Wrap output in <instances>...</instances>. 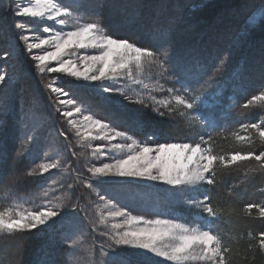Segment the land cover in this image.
<instances>
[{
    "label": "snow or ice",
    "instance_id": "1",
    "mask_svg": "<svg viewBox=\"0 0 264 264\" xmlns=\"http://www.w3.org/2000/svg\"><path fill=\"white\" fill-rule=\"evenodd\" d=\"M105 7L103 0L92 5L74 0L68 4L61 0H7L0 7V15L11 20L8 27L0 25V61H4L0 86L7 87L9 81L24 76L18 59L25 56L39 77L65 74L74 78L77 88L91 89L106 100L119 99L124 110L113 112V121L97 118L84 99L70 98L58 75L42 84L55 113L66 124V131L59 129L55 134L65 140L71 134L75 140V145H68L72 159L55 145L52 132L46 133L44 150H38L43 113L36 104L21 106L17 119L20 143L14 157L0 141V187L8 201L0 204V236L34 231L48 234L51 230L38 264H57V241L66 249L64 264H232L235 238H229L221 227L224 216L264 221V202L237 209L214 203L213 197L201 190L210 192L205 186H216L218 170L240 165L250 167L244 168L238 184L229 188V196L251 177L264 176V50L258 89L243 103L228 96L225 104L226 85L221 81L231 50L209 63L196 49L178 47L170 4L143 5L169 9L159 17L152 15L146 45L109 34L99 11L95 19L85 20L87 9ZM262 22L264 3L246 16L232 48ZM36 25L43 26V35ZM9 66L15 76L5 70ZM235 75L243 86L244 73ZM129 104L138 106L132 115H127ZM149 109L160 121L179 117L185 127L199 126L202 131L195 141L169 139L163 127L141 118L139 113ZM5 112L6 105L0 106V113ZM252 112L259 116L255 122H238L235 130L227 132L233 113L243 118ZM116 122L127 130L113 126ZM140 132L144 140L130 134ZM221 133H226L224 140L231 138L232 149L226 151L216 143ZM20 160H27L29 166L10 175V161ZM81 160L82 171L78 168ZM29 180L38 182V191L18 192ZM139 181L171 186L167 191L177 204L196 210L193 219L183 222L171 213V218H166L150 194L137 190ZM77 188L86 190L88 196L83 200L76 196ZM130 205L150 208L153 218L134 215ZM247 239L249 249L264 254V231L255 235L248 231Z\"/></svg>",
    "mask_w": 264,
    "mask_h": 264
},
{
    "label": "trees",
    "instance_id": "2",
    "mask_svg": "<svg viewBox=\"0 0 264 264\" xmlns=\"http://www.w3.org/2000/svg\"><path fill=\"white\" fill-rule=\"evenodd\" d=\"M62 1V0H61ZM66 4L73 0H63ZM75 3L92 5L97 0H74ZM107 5L102 10L87 9L85 20L95 19V12L99 11V18L103 26L109 34L118 37H131L133 40L139 41L141 44L149 43V31L152 25V15L159 17L161 11L167 13L168 8L163 10L159 7L145 8L143 5H172L171 11L175 13L172 18L174 24V35L178 47L196 49L201 53L202 59H207L209 63L216 56L223 53L225 50H231L232 56L226 69V75L221 83H224L225 104L228 103V96H233L243 103L245 99L260 85V61L262 50H264V22L253 28L249 35L240 42L234 49L232 44L237 39L238 33L244 25L246 16L260 7L264 0H137V3L131 0H103ZM5 0H0V7L5 6ZM175 9V10H174ZM85 11V9H81ZM7 16L0 17L1 22ZM7 23V21H4ZM27 67L32 69L31 63L27 62ZM0 66H3V61H0ZM244 73V84L241 86L237 73ZM38 76V75H37ZM26 70L24 76L16 79L14 83L1 86L0 106L6 105V112L0 113V141L6 146L10 157L15 156L16 149L20 143V128L17 124L18 114L21 106L27 108L32 104H36L43 113L44 127L53 125L56 130L64 129L66 131L65 121L58 117L54 111V104L49 101V93L45 92L42 87L45 79L38 80ZM67 79V78H65ZM34 81V82H33ZM43 82L41 85L37 84ZM63 82L61 86L66 91L70 92V98L84 99L90 105V111L97 118L113 121V112L120 110L123 112L122 106L117 100H106L104 96L93 93L91 89L77 88L75 84ZM34 83V85L31 84ZM82 83V82H81ZM145 83L151 81L145 80ZM236 95H233V94ZM108 94H105L107 96ZM211 102V101H210ZM137 105L129 104L127 115H132L137 109ZM141 118L148 119L150 123L161 126L165 129L169 139H174L179 142H187L189 139L195 141L197 133L202 129L197 126L194 128L185 127L183 121L179 117L165 118L160 121L154 114L150 113V109L139 113ZM219 115V113H217ZM259 118L255 112L241 118L235 113L229 117V125L227 132H231L238 127V122H255ZM121 130H127L124 124L116 122L113 124ZM135 135L138 140H144L142 132L130 133ZM226 133H221L216 138V143L224 150H230L234 144L229 138L224 140L223 136ZM243 134V133H241ZM59 141L67 159H72L68 145H75V140L69 134L67 140L59 136ZM40 137L37 148L42 151L45 144ZM165 142V140H161ZM80 152V148L75 149ZM39 162V161H37ZM27 166V160H20L16 163L10 161L9 174L13 172L20 173ZM250 165H240L239 168H233L226 171L217 172L218 183L215 187L206 185L205 188L210 189V192L201 190L203 194H210L213 197L214 203L219 202L221 205H235L237 209L242 208L247 203L264 202V176L256 175L251 177L247 183L239 185L234 189L232 196L228 195L229 188L238 184V181L243 176V169ZM78 168L83 170V160L80 161ZM29 180L25 185L18 188V192L26 194L29 191H38L36 184ZM140 184V183H139ZM136 184L137 190L150 194L151 201L159 205V211L166 218L179 216L183 222H190L196 213L195 209H188L186 206H181L175 202L170 193H165L164 190L147 185ZM103 195V193H101ZM75 195L80 196L83 200L88 196L86 190L77 188ZM199 198H203L200 195ZM92 199H95L93 196ZM40 201H36L39 203ZM8 201L4 199L3 188L0 187V204H6ZM140 213L146 216L153 217V211L150 208L135 205ZM257 214L254 212L253 217ZM221 227L229 238H235L233 243L232 264H264V254L259 251L249 249L247 232L251 231L254 235L260 231H264V221L254 219L252 217L243 218L240 216H224ZM51 230L46 234L44 232H33L31 234H22L14 236H0V264H38V260L42 255V250L48 247ZM66 249L57 241V246L54 250L57 264H64V253Z\"/></svg>",
    "mask_w": 264,
    "mask_h": 264
},
{
    "label": "rangeland",
    "instance_id": "3",
    "mask_svg": "<svg viewBox=\"0 0 264 264\" xmlns=\"http://www.w3.org/2000/svg\"><path fill=\"white\" fill-rule=\"evenodd\" d=\"M5 2L7 3V0H5ZM62 3H64V4H66L63 0L61 1ZM131 2L133 3V2H135V3H137V0H131ZM175 10V9H174ZM0 17H3V15H0ZM4 21H7V23H5ZM1 22H3L4 24V26H6V27H8V26H10V24H11V20L9 19V17L7 16V18L6 19H3V21H1ZM25 23H27V24H29V25H32L33 24V21L32 20H30V19H25V21H24ZM49 25H51V23L52 22H47ZM42 25H36V31H38L41 35H43V32H42ZM57 29L59 28V26L57 25V26H55ZM67 30V29H66ZM13 35H15V33H13ZM27 62H29V63H31L29 60H28V58L27 57H25V56H21V57H19V59H18V66L19 67H22L23 68V71H24V73L26 72V70H27V72L29 73V74H32L33 73V76H34V78L36 79V76H37V73L35 72V70L32 68H28L27 67ZM3 64H4V61H3ZM10 75H12V76H15L16 75V72L14 71V68L12 67V66H9L7 69H5ZM51 75H58L59 76V79H60V86L63 84V82H67V83H70V81L71 80H74V78H70V77H67L65 74H51ZM51 75L50 74H45V76L43 77V78H41V77H39V76H37L38 77V80H40V78L43 80V79H45L46 81H48L50 78H51ZM65 78H67V79H65ZM16 81V79H14V80H11V81H9V84H11V83H14ZM34 82V81H33ZM43 82H41V83H39L38 81H37V84L38 85H41ZM44 83H46V82H44ZM76 83H81V82H76ZM82 83H88V82H82ZM31 84L32 85H34V83H32L31 82ZM1 87V86H0ZM45 92H47L46 90H45ZM48 93V92H47ZM1 100V99H0ZM55 131H56V128L55 127H53V125H47L46 127H44V130H43V133H42V135H41V139L42 140H44L43 141V144H45L44 146H46L47 145V143H48V138L46 137V133L47 132H52V136H51V139H53L54 141H55V145L56 146H58L62 151H63V148H62V146H61V143H60V139H59V136H57L56 134H55ZM42 150H44V148H42ZM63 154H64V151H63ZM140 183V184H139ZM136 184H139V185H147V186H149V185H152V186H155V187H158V188H160V189H162V190H164V192L166 193H169L167 190L168 189H170L171 188V186H169V185H165V184H161V183H159V182H151V181H139V182H137ZM130 210H132L133 211V214L134 215H136V214H139V215H144V214H142V213H140L137 209H135V205H130ZM146 216V215H145ZM147 218H153L152 216H146Z\"/></svg>",
    "mask_w": 264,
    "mask_h": 264
}]
</instances>
